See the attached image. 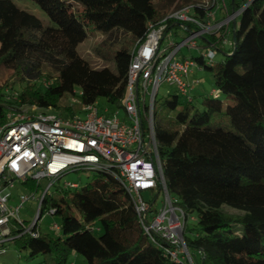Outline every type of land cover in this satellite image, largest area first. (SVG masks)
I'll return each mask as SVG.
<instances>
[{"label": "trees", "instance_id": "trees-1", "mask_svg": "<svg viewBox=\"0 0 264 264\" xmlns=\"http://www.w3.org/2000/svg\"><path fill=\"white\" fill-rule=\"evenodd\" d=\"M16 1L0 0V67L12 70L22 84L21 103L52 106L63 115L100 97L122 108L131 52L124 44L111 51L127 36L142 41L148 24L167 15L154 0H34L54 23L46 26ZM232 5L241 10L231 29L233 45L227 51L215 46L224 58L210 66L195 57L210 70L221 96L204 95L201 109L177 93L154 105L166 187L186 215L184 241L194 264H264V0ZM90 30L105 34L96 51L114 61L116 70L93 68L77 50L76 41ZM13 93L0 89V124ZM67 95L77 102L63 104ZM25 188L42 193L33 180ZM58 190L59 198L44 196L40 210L41 216L55 210L52 215L61 218L58 233H44L37 224L33 236L22 224H11L10 241L29 250L30 258L43 255V264H65L73 255L87 264H188L172 260L150 241L130 195L108 175L96 174L81 189ZM224 206L242 213L225 212ZM191 215H196L192 237L187 235ZM98 220L99 237L93 233Z\"/></svg>", "mask_w": 264, "mask_h": 264}, {"label": "built area", "instance_id": "built-area-1", "mask_svg": "<svg viewBox=\"0 0 264 264\" xmlns=\"http://www.w3.org/2000/svg\"><path fill=\"white\" fill-rule=\"evenodd\" d=\"M218 11L224 14L221 19H217ZM235 15L228 12L224 0H202L172 11L157 23L150 22L145 38L131 52L127 92L121 101L127 115L123 119L118 111L109 113L105 109L101 113L97 102L63 115L52 106L21 103L18 92L8 98L13 103L7 105L5 122L0 124V254L6 252L4 244L11 240L12 222L38 235L33 229L42 220L41 204L56 181L71 172L92 170L124 187L144 233L166 256L194 264L184 241L186 215L166 187L155 138L154 105L164 82L174 86L181 97L193 101L195 83L190 78L195 69L204 66L181 52L185 48L198 50L199 57L213 66L218 51L215 46L233 45L230 25ZM210 94L221 96L217 88ZM76 102V97H71L69 105ZM42 179L51 182L41 195L25 188L30 180L40 184ZM16 183L27 194L21 193L19 204L13 207L12 189ZM64 188L77 189L78 185L66 182ZM162 194L163 207L156 208ZM31 199L40 201L39 211L31 224L24 225L19 212ZM60 228L57 223L51 226L55 233Z\"/></svg>", "mask_w": 264, "mask_h": 264}, {"label": "rangeland", "instance_id": "rangeland-1", "mask_svg": "<svg viewBox=\"0 0 264 264\" xmlns=\"http://www.w3.org/2000/svg\"><path fill=\"white\" fill-rule=\"evenodd\" d=\"M197 1L199 2L202 0H154V3L158 7V9H160L163 13H166L167 11L177 10L184 5L194 3ZM226 1L230 2V0H226ZM16 4L20 8L37 15L40 19L43 20L46 26H54V23L51 21L48 15L38 6V4L34 0H17ZM102 35H105L102 31L90 30L88 32L87 37H85L84 39L81 38L80 40L78 39L76 41L77 50L79 51L81 56L85 60H87L93 68L110 67L111 69L116 70V64L114 61H109L104 59L96 51V47L98 43L101 41ZM137 43L138 42L136 40L132 39L130 36H127L120 44H118L115 48H113L111 54L113 55L114 52L120 49V47L123 44L129 48L130 52H132V50L134 49ZM220 46L226 49V46H223L222 44H220ZM223 52L217 51L215 62L224 58ZM198 53H199L198 50H189L188 48H185L182 50L181 55H184L186 57H191V56L199 57L197 56ZM45 69L47 70V68ZM195 72L196 74L194 76L197 80L194 79L192 76L190 78V81L195 83L191 96L194 99V104L199 109H201L203 96L206 95L203 93L204 92L211 93L212 89L216 88V85L214 83L212 73L206 67L201 68L199 70L197 68ZM8 83H14L12 89L7 88ZM21 88H22V84L15 79L12 70H9L3 66L0 67L1 91L6 93V95H10L13 92H19ZM172 93H175V87L164 82L161 84L159 88V92L157 94L156 100L163 99L165 96ZM226 99H227L226 96L222 95V100H226ZM70 100H71V96L67 95L63 98L62 103L69 104ZM182 100H185V98L182 97ZM96 102H97V107L99 108L101 113L105 112V109H108L109 113H116L118 111L119 112L118 116L121 119L127 116L124 109L118 108L117 106L109 103L107 99L104 97H100ZM228 102L232 104L233 100H228ZM96 174L97 173L92 170H78L75 172H71L65 175L64 177H62L59 181H56L55 184L50 187L49 193L52 194L55 198H59L60 192L58 189L59 187H64L66 182L76 183L78 185V189H81L84 186H86L88 183H90L94 179ZM50 182L51 181L48 179L41 180L40 185H41L42 193L47 189ZM21 193L27 194V190L21 184L16 183L15 187L12 189L11 205L13 207L19 204ZM39 203L40 201L38 199H34V200L31 199L26 201L21 207L19 216L23 221H26V224L28 225L31 224L35 219L39 211ZM163 203H164V195L162 194L159 197L158 203L155 207L162 208ZM223 210L231 214L242 213L236 209L227 206H224ZM74 214L77 217L79 216L77 211H74ZM191 216L196 218V215H191ZM54 223L61 225V218L59 216L50 214V212L44 213L40 223L42 232L53 234V231L51 230V226ZM195 226H196V221L189 218L187 221V228L189 229L187 231V235L191 237L195 235L194 231H190V229L195 228ZM93 233L97 237L103 234V229L100 220L96 221L94 225ZM4 248L6 249V252L0 254V264H43L44 261L43 255H38L34 258H30L29 250H20L11 241L6 242L4 244ZM72 263L87 264L85 259L81 255H76V258L75 255L74 257L72 256V258H70V260L65 264H72Z\"/></svg>", "mask_w": 264, "mask_h": 264}, {"label": "crops", "instance_id": "crops-1", "mask_svg": "<svg viewBox=\"0 0 264 264\" xmlns=\"http://www.w3.org/2000/svg\"><path fill=\"white\" fill-rule=\"evenodd\" d=\"M225 2H226V5H227V7H228V12L230 13V14H236L235 15V18H234V20H232L231 21V25H230V28L231 29H233L234 28V26H236L237 25V23H238V19H239V13H238V11H236V10H234V7H233V5H232V2L234 1V0H230V2H227L226 0H224ZM238 1V0H237ZM172 11H174V10H170V11H167L166 12V14H169V13H171ZM238 13V14H237ZM224 16V14L223 13H221V12H219L218 11V13H217V19H221V17H223ZM211 39V38H210ZM200 42H202V41H200ZM203 42H205V41H203ZM225 51H227V49H225ZM197 56H199V53H198V55ZM195 58V57H194ZM196 70V69H195ZM195 70H194V72H193V74H192V77L194 78V79H196L195 78V74H196V72H195ZM199 70V69H198ZM197 80V79H196ZM210 93V92H209ZM208 92H204L203 94H209ZM73 257H74V255H73ZM75 258H76V255H75ZM72 264H74V263H72Z\"/></svg>", "mask_w": 264, "mask_h": 264}, {"label": "water", "instance_id": "water-1", "mask_svg": "<svg viewBox=\"0 0 264 264\" xmlns=\"http://www.w3.org/2000/svg\"><path fill=\"white\" fill-rule=\"evenodd\" d=\"M247 6V5H246ZM38 218V217H37ZM202 264H203V262H202Z\"/></svg>", "mask_w": 264, "mask_h": 264}]
</instances>
